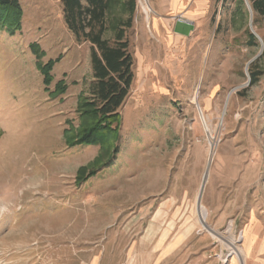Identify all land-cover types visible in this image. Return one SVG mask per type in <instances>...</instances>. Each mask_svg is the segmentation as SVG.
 <instances>
[{"label": "rangeland", "instance_id": "obj_1", "mask_svg": "<svg viewBox=\"0 0 264 264\" xmlns=\"http://www.w3.org/2000/svg\"><path fill=\"white\" fill-rule=\"evenodd\" d=\"M125 1L106 16L111 46ZM53 2L38 14L26 6L19 29H4L15 37L24 21L37 98L50 103L23 111L25 127L0 120V264H241L230 244L243 252L264 201V19L248 0H224L218 35L180 55L150 38L151 9L136 0L127 97L98 126L99 143L82 145L97 125L79 108L91 100L89 45L74 44Z\"/></svg>", "mask_w": 264, "mask_h": 264}, {"label": "crops", "instance_id": "obj_2", "mask_svg": "<svg viewBox=\"0 0 264 264\" xmlns=\"http://www.w3.org/2000/svg\"><path fill=\"white\" fill-rule=\"evenodd\" d=\"M53 1L61 3V0H18L23 18L26 15V6L31 9L32 14H38L42 10L52 11ZM223 1L147 0L152 14L149 24L150 38L156 39L164 50L176 47L175 53L180 55L187 52L191 46L204 45L206 49L214 36L218 35L216 18L220 14ZM250 11L253 15L252 5ZM254 14L264 19V16L258 13L254 12ZM63 22L67 31L73 36L74 44L89 45V64L92 73L90 84H92L94 81L93 45L88 41L78 40L68 30L64 18ZM29 38L24 21H22V32L15 37L7 35L4 29L0 28V120L16 122L10 123L9 127H25L22 122L23 111L31 108L40 109L50 103L49 99H43L42 96L39 101L37 98L41 95L38 86L39 78L34 71L37 59L34 56L35 51L30 47ZM203 42L204 44H200ZM249 42L252 45L250 39ZM205 57L207 55H203L200 62L204 61ZM49 118L52 117L49 116ZM6 125L8 124L5 123ZM260 211V222L252 219L242 233L244 264H264V201Z\"/></svg>", "mask_w": 264, "mask_h": 264}, {"label": "trees", "instance_id": "obj_3", "mask_svg": "<svg viewBox=\"0 0 264 264\" xmlns=\"http://www.w3.org/2000/svg\"><path fill=\"white\" fill-rule=\"evenodd\" d=\"M249 2L254 12L264 16V0ZM61 3L68 30L78 40L83 39L93 45L92 66L95 82L90 86L91 100L79 107L82 109V115L91 114L97 124L82 135L79 144L93 145L99 143L96 136L100 134L98 126L117 118L116 111L127 97L133 79L132 57L127 52L128 45L124 41V32L131 27L136 0H126L123 3L122 8L128 12V19L113 26L116 39L113 46L103 39V34L108 29L106 16L111 12L115 0H61ZM20 15L18 0H0V28L8 32L18 30ZM250 41L253 44L255 37L250 35ZM50 70L51 65L44 69L46 84L51 82L48 76ZM257 76L255 73L251 74L250 86L256 84ZM89 109L91 110L88 111ZM106 127L107 124L104 125V129Z\"/></svg>", "mask_w": 264, "mask_h": 264}, {"label": "bare ground", "instance_id": "obj_4", "mask_svg": "<svg viewBox=\"0 0 264 264\" xmlns=\"http://www.w3.org/2000/svg\"><path fill=\"white\" fill-rule=\"evenodd\" d=\"M199 112H200V115H201V118L203 120V123L205 125V120H204V115L202 114L201 110L199 109ZM199 214H200V224L203 225L204 222H205V219L207 217V213L206 211L201 207L200 210H199ZM204 226V225H203ZM231 228V225H229V229ZM234 237V236H233ZM241 239H242V236H241ZM232 247L230 248V255L237 258L238 261H240L241 264H244V260H243V252L237 248H235L233 246V244H230Z\"/></svg>", "mask_w": 264, "mask_h": 264}, {"label": "water", "instance_id": "obj_5", "mask_svg": "<svg viewBox=\"0 0 264 264\" xmlns=\"http://www.w3.org/2000/svg\"><path fill=\"white\" fill-rule=\"evenodd\" d=\"M250 14L252 16V11H250ZM251 25V24H250ZM252 27V26H251ZM252 35L257 37L254 32L252 31ZM225 114V111L223 113V115ZM208 174H209V165L206 169V172L204 174V178H203V181H202V185H201V188H200V193L198 195V198H197V210L199 212L200 208H201V198H202V195H203V192H204V189H205V186H206V182H207V179H208Z\"/></svg>", "mask_w": 264, "mask_h": 264}]
</instances>
